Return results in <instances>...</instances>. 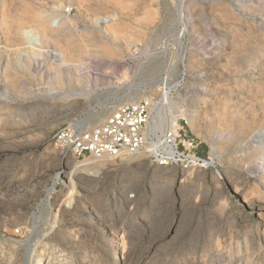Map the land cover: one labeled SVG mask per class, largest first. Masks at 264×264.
Returning a JSON list of instances; mask_svg holds the SVG:
<instances>
[{
    "label": "rangeland",
    "instance_id": "obj_1",
    "mask_svg": "<svg viewBox=\"0 0 264 264\" xmlns=\"http://www.w3.org/2000/svg\"><path fill=\"white\" fill-rule=\"evenodd\" d=\"M231 3L183 0L185 18H194L178 40L175 0H0V258L12 251L3 264H36L44 253L49 264H261L264 173L241 137L222 128L251 118L264 128V3L240 13L239 22ZM19 15L62 26L53 40L28 41L15 32ZM100 18L111 19L116 33ZM55 50L72 66H56ZM208 50L215 60L205 64ZM84 64L85 80L53 79L57 69L75 74ZM248 69L258 71L256 85L241 87ZM166 76L184 80L171 106L150 112L147 142H157L169 118L184 120L194 153L212 165L156 172L159 162L145 152L84 162L74 188L65 187L74 162L59 158L53 131L70 123L92 129L128 99L158 103ZM149 82L156 90L144 96L118 90ZM65 95L81 104L65 113L72 102Z\"/></svg>",
    "mask_w": 264,
    "mask_h": 264
},
{
    "label": "bare ground",
    "instance_id": "obj_2",
    "mask_svg": "<svg viewBox=\"0 0 264 264\" xmlns=\"http://www.w3.org/2000/svg\"><path fill=\"white\" fill-rule=\"evenodd\" d=\"M227 1H231L232 2L231 3V7H234L233 11L229 10L230 11V17L232 18L233 22L241 21V18L239 17L241 15L240 13L245 12V11L247 12L248 9H251L252 5H256V4H259V3H264V0H227ZM182 4H183V0H175V7H176V11H177L176 22L179 23L178 25L181 24V26H183L182 27L183 29L178 31L179 32L178 36H177L178 40L183 37V34H184L185 30H186V25L187 24H191V20H192V17H193V16H191V14L187 13L188 15L185 18ZM190 5H194V1H191ZM222 6L223 7L226 6L227 9L230 8V4L228 5V4L224 3V4H222ZM192 9H190V12H191ZM222 9L220 8V12H222ZM237 11H239V13H237ZM154 12H151V13H154ZM244 15H245V13H244ZM28 17L26 18L24 16L19 15L15 19V22H16V24H15V32L17 34H20L22 37L26 38L28 41H37V42L39 41V43H40V41H44V40L45 41L53 40L57 36L58 29L62 26V24L60 23L61 26L60 27L56 26V28H55V26L53 27V24L52 25L48 24L46 22V20L42 16H38V17L37 16H31L30 18H28ZM110 20L111 19H107V18L106 19H103V18L101 19L100 18V19H97L95 22L103 24L104 25L103 27L105 29H107ZM53 23H56V22H53ZM106 32L108 34H110V35H113V34L116 33L115 29H113L112 26H109ZM176 44H177V47L179 49V47L181 45V42L177 41ZM209 51L210 50L206 51L207 56L205 55L206 57L203 59L205 64H209L211 62L213 63V61L215 60V58L213 57V54L209 53ZM52 55H53L54 61L57 64L56 66H58V67L61 66L60 68L72 66L71 64H68L67 57L62 51L55 50L54 52H52ZM184 59H185L184 56L181 55V56L178 57L177 62H181L182 63L184 61ZM262 64H264V61L262 62ZM256 66H258V65H256ZM80 67H81V70L75 72V74H72V73L69 74L70 72L66 73L65 70H64V72H65L64 73L61 70L57 69L56 74H54L55 78H53V79L56 80L55 82H57V83H61V82H63L66 79L68 84L73 82V81L74 82H80L82 80H85L88 77V75L90 74V71L88 70V64L80 65ZM243 67H241V68L239 67L238 68L239 71H241ZM263 67H264V65H263ZM224 68H225V66L221 65V69H224ZM236 68H237V66H236ZM259 68L261 69L260 66H259ZM233 69H235V68H233ZM244 69H245V67H244ZM142 70H143V68L141 66L137 67V71L138 72H141ZM257 72L258 71L255 70V69L246 70L245 74H247V77L249 79L248 80L249 84H244L243 83V84H240V86L241 87H246V88L248 86H249V88L250 87H254L256 85V83H253L254 82L253 78H254V76H256L255 74ZM183 80H184V78L182 77L180 80H178L177 82H175L173 84V83H170V80H169V78L167 76L164 77V78H161L160 82H159V85H158V86H160V89L158 90L159 91V97H160L159 99H160V101L158 103L157 102L153 103L152 101H150V112L152 110H155L159 105H163V108H168L169 106H171V96L172 95H178V91H179V89L182 86V81ZM155 87H156L155 85H153V84H151L149 82V83H142V84L138 83L136 85H121V86L118 87V90L128 92V91H130V89L136 88V90H138L139 93L142 96H144L145 94L156 90ZM52 91L53 92H52L51 97L55 98L56 95H57V91H56L55 88H53ZM64 99L72 100V102L69 105H66V111H64L65 113L66 112L68 113L69 111L73 110L72 109L73 107L78 106L79 104H81L78 101V97H75L74 99H71L70 96H66L65 95ZM124 102H125L124 104L135 103V102H138V100L137 99H128V100H125ZM116 108L117 107L115 106L114 109H116ZM88 111H89V114L91 116L92 115L94 116L97 113V112L94 111L93 108H91ZM169 119L170 120H169V122L167 123V126H166V129H168L167 131H171L173 129H176V127H177V124L175 123L176 118L173 117V118H169ZM53 122H52L53 125L57 124L56 121H53ZM222 131H223L224 134L226 132H228V135H237V136L241 137V139L244 142L243 146H245L249 150V153H250L249 157L254 159V162L256 163V165L259 167V169H261L262 173H264V128L259 124V122L256 121V119H253V118H251V119H241V120L239 119V120H236L235 122L230 121L229 124L223 126ZM149 148L150 149L148 151L145 150V151L141 152L140 154L148 152L152 157H155V158L163 156L164 153H167V155H171L172 154L171 153L172 152V147H166L164 145L163 135L161 137H158L157 142L152 144V145H150ZM121 158H122L121 159V161H122L124 158H127V157H121ZM90 161H92V163L96 162L95 160H90ZM108 161H110V160L103 159V160H100V161H97V162H101L102 163V162H108ZM73 162H74V168H73L72 172L64 177V180H65L64 185H65V187H67V188L69 187V188H72V189L74 188V181L73 180H74L75 176L81 170V168L86 165V164H84V162H75L74 160H73ZM162 164L163 163L161 162V159H160V163L156 167V172H160V170L164 169L165 166H163ZM211 165H212V162H207V163L204 164L203 168H207V167H209ZM54 193H56V190L54 188L49 190L48 199H46L47 202L49 201L51 195L54 194ZM224 203L226 204L228 202L225 201ZM257 211L261 214L264 210L259 208ZM57 216H58V211L55 214V218ZM56 224L57 223L54 220L52 228H56ZM33 228L34 229L38 228V223H37L36 220L34 222V227ZM30 251L27 250V253L25 255H26V259H29V261L31 262L33 253L30 252ZM11 252H6V253L3 252L5 256L3 255V257L0 258V264L8 263V261L4 262L3 260H5L4 258L6 256L11 257V255H12ZM53 253H55V252L53 251ZM10 264H11V262H10ZM36 264H49V256L47 254H45V253L41 254V256L39 257V259H38ZM261 264H264V260L261 261Z\"/></svg>",
    "mask_w": 264,
    "mask_h": 264
},
{
    "label": "built area",
    "instance_id": "obj_3",
    "mask_svg": "<svg viewBox=\"0 0 264 264\" xmlns=\"http://www.w3.org/2000/svg\"><path fill=\"white\" fill-rule=\"evenodd\" d=\"M71 13V9L63 11L67 16ZM149 121L150 102L140 100L117 107L101 125L92 129H82L74 123L63 125L53 131L51 144L59 153V158L75 162L103 159L113 161L139 155L153 144L147 142ZM179 122L182 126L178 125L176 129L163 134L164 145L172 147V154L164 153L163 156L155 158L157 163L161 159L165 167L203 168L205 161L196 156L195 145L185 135L184 127L187 123L179 120L177 124Z\"/></svg>",
    "mask_w": 264,
    "mask_h": 264
}]
</instances>
